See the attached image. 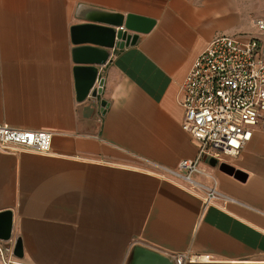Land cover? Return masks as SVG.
<instances>
[{"label":"crops","instance_id":"1","mask_svg":"<svg viewBox=\"0 0 264 264\" xmlns=\"http://www.w3.org/2000/svg\"><path fill=\"white\" fill-rule=\"evenodd\" d=\"M83 3L139 22L123 25L136 43L101 65L102 90L79 99L73 26L88 21ZM257 18L264 0H0V123L53 132L48 153L0 148V213L12 215L4 259L127 264L142 244L213 256L186 264H264V123L239 154L206 159L235 199L227 204L204 207L202 191L151 162L198 156L182 126L188 73L218 35L264 41Z\"/></svg>","mask_w":264,"mask_h":264},{"label":"built area","instance_id":"2","mask_svg":"<svg viewBox=\"0 0 264 264\" xmlns=\"http://www.w3.org/2000/svg\"><path fill=\"white\" fill-rule=\"evenodd\" d=\"M254 23L264 29V19ZM104 81L98 78L99 93ZM183 128L199 147L195 158L181 160L170 167L151 161L162 173L171 174L194 191H202L204 207L235 199L223 193L206 159L237 155L250 141L255 125L264 123V41L252 38L247 42L229 35H218L195 60L184 83ZM53 132L47 129L17 127L0 123V148L4 151L48 153ZM199 176L211 180V183ZM0 264L4 259L0 244ZM175 264L212 260L211 254L179 252L171 254Z\"/></svg>","mask_w":264,"mask_h":264},{"label":"water","instance_id":"3","mask_svg":"<svg viewBox=\"0 0 264 264\" xmlns=\"http://www.w3.org/2000/svg\"><path fill=\"white\" fill-rule=\"evenodd\" d=\"M86 23L73 26L74 60L79 99L98 94L95 88L101 65L106 64L112 56L114 48H123L136 43L138 34L127 33L126 28L137 29L138 19L127 17L124 12L80 4L77 9ZM118 27L120 29H118ZM95 45H92V44ZM215 163V158L210 159ZM0 235L10 239L12 233V215L10 211L0 213ZM15 253L22 255V242L15 245ZM127 264H175L174 259L166 253L142 244H136L129 256Z\"/></svg>","mask_w":264,"mask_h":264}]
</instances>
